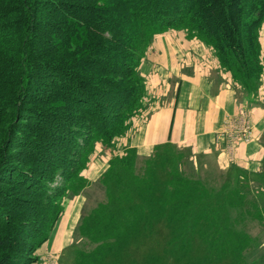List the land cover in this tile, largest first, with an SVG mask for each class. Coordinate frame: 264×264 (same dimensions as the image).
Listing matches in <instances>:
<instances>
[{
    "label": "trees",
    "instance_id": "obj_1",
    "mask_svg": "<svg viewBox=\"0 0 264 264\" xmlns=\"http://www.w3.org/2000/svg\"><path fill=\"white\" fill-rule=\"evenodd\" d=\"M263 25L264 0H0V264L39 260L64 198L90 184L82 172L96 144L112 146L144 111L146 89L136 69L153 36L187 29L255 95L264 72ZM172 146L156 145L142 160L133 147L112 158L99 179L104 198L79 224L89 246L72 264H126L121 253L135 239L152 243L153 251L146 262L131 264H251L246 256L255 239L228 222L224 230L211 207L241 203V192L230 189L215 204L204 202L212 188L193 166L185 171L189 155ZM158 163L171 164L169 184L157 176ZM189 200L198 209L194 221L219 230H176L174 213ZM256 209L264 223V204ZM161 221L170 230H157ZM199 239L210 255L188 262ZM220 245H230L233 262L215 258Z\"/></svg>",
    "mask_w": 264,
    "mask_h": 264
},
{
    "label": "crops",
    "instance_id": "obj_2",
    "mask_svg": "<svg viewBox=\"0 0 264 264\" xmlns=\"http://www.w3.org/2000/svg\"><path fill=\"white\" fill-rule=\"evenodd\" d=\"M161 37L167 40L158 45ZM140 70L151 87L149 100L132 118L130 141H119L122 153L133 147L148 156L156 145L170 142L181 146L197 165L212 164L224 172L257 171L264 164V89L255 95L247 92L221 65L212 46L171 30L158 35ZM241 107L250 113L255 138L228 154L216 135ZM104 152L103 160L109 159L108 149Z\"/></svg>",
    "mask_w": 264,
    "mask_h": 264
},
{
    "label": "rangeland",
    "instance_id": "obj_3",
    "mask_svg": "<svg viewBox=\"0 0 264 264\" xmlns=\"http://www.w3.org/2000/svg\"><path fill=\"white\" fill-rule=\"evenodd\" d=\"M48 8L43 9V13L46 14ZM176 31H184L187 33L188 36L194 37L190 34L187 29H170ZM168 31L158 33L153 36L151 43L147 47V49L143 52L140 56V62L136 69V78L143 83L146 91L144 96V102L149 100V82L147 78L141 73L140 68L142 67V63H144L145 58L147 56L148 51L151 49L152 46L155 45V42L158 38V35L164 34ZM184 34V33H181ZM260 40L264 47V25L260 29L259 32ZM167 39L161 37L159 39L158 45H161L162 42L166 41ZM201 40V39H200ZM52 42L54 44L59 43V38L52 36ZM204 42V41H203ZM48 42H43L42 47H44ZM263 64H264V51H263ZM264 72L262 74V82L260 87L264 89ZM41 85L46 84L42 82ZM39 82V83H40ZM263 85V86H262ZM35 90L38 91L39 84L35 83ZM259 87V89H260ZM34 90V91H35ZM249 117L251 119L250 113ZM252 122V120H251ZM131 127V126H130ZM130 141V128L127 132L115 139L111 145H104L103 143L98 142L96 144L95 150L91 154L90 161L86 167V169L82 172L85 178L90 182V184L84 188L79 194L76 193H68L67 196L64 198V211L57 221L54 230L52 231L49 239L38 249L37 255L39 256V260L33 264H72L74 261L75 254L78 250L83 248L84 246H89L88 242L83 239V237L79 233V224L82 220L83 215L88 212L89 207L95 205L100 199L104 198V189L99 181L100 174L102 175L111 164L112 158L114 156H122L121 145L119 141L122 142L125 140ZM217 140V138H216ZM224 141V146L222 151L226 153L225 139H220V141ZM170 143V142H168ZM174 146L173 149L177 152H180V147L174 143H171ZM98 148V149H97ZM102 148V150L100 149ZM109 151L110 156L108 155L109 159L103 160L102 157H106L104 150ZM156 151V149H154ZM153 150V152H154ZM124 151V150H123ZM138 151V150H137ZM152 152V153H153ZM96 154V157H92ZM139 154V153H138ZM140 155V154H139ZM152 155V154H150ZM148 155V156H150ZM154 155V153H153ZM147 155H140L139 159H143ZM143 157V158H141ZM185 162V171L189 170L191 166H193L194 170L198 173L199 179L201 181H205L209 184L212 188L211 194L209 197L204 198V202H209L215 204L221 198L225 197V193L228 192L230 189H238L241 194L243 195V201L241 203H235L233 201L226 202L225 204H217V207L211 205V207L215 208L212 211L215 216L217 215V220L219 221V226L225 228L227 230L226 224L227 222L230 224L231 229L234 228L238 231H245L251 239L254 238L256 244L253 248L248 250L246 259L251 264H264V223L262 220H259L258 216H256L259 209L257 207H261L264 204V164L260 166L257 171H244V170H228L224 172L223 170L213 169L214 166L210 164L208 167L205 164L199 161L198 165L197 162L194 161V158L189 155L186 156ZM104 164V165H102ZM145 164V163H140ZM156 164V163H155ZM107 165V166H105ZM138 165L139 169L136 171L137 175L143 176L140 172V166ZM157 176L160 177L162 180L167 181L169 184L170 181L174 179L169 172L171 169V164L166 163L165 168L161 167L160 164H157ZM88 170L92 173L88 174ZM193 170V172H194ZM164 171V172H163ZM91 179V180H90ZM18 195L26 196L25 191L18 188ZM138 198V197H137ZM139 201V200H138ZM206 205L203 204V206ZM171 207L169 204L164 213L167 214V209ZM202 207V206H201ZM197 208H194L192 203L189 200V205L187 208H183L176 211L174 213L175 222L174 227H177L178 230L180 227L181 230H219L214 229L212 227L206 226L204 220L197 219L194 221V214L197 212ZM151 216V213H150ZM146 221V220H144ZM144 221L142 223H144ZM151 221V218H150ZM155 221L158 222L159 219L155 217ZM163 222V221H161ZM183 224V225H182ZM144 230H150V226L143 225ZM157 230H170L164 222L163 224H159ZM171 230H174L171 228ZM208 245L205 242V239H199L198 241L194 242L189 251L186 260L189 261H205L208 259L210 255L207 253L208 248L205 245ZM153 244L148 242L145 243L139 239H135L132 243L121 253V260L126 264H131L134 260L140 261V263L146 262L148 257L152 254L153 251ZM221 251L219 256H215V258H219L222 263H230L234 261V256L232 253V248L230 245L223 246L220 245ZM214 258V259H215ZM149 260V259H148Z\"/></svg>",
    "mask_w": 264,
    "mask_h": 264
},
{
    "label": "built area",
    "instance_id": "obj_4",
    "mask_svg": "<svg viewBox=\"0 0 264 264\" xmlns=\"http://www.w3.org/2000/svg\"><path fill=\"white\" fill-rule=\"evenodd\" d=\"M217 137L225 139V149L228 154H233L240 143H249L253 140L254 127L248 110L241 107L235 115L229 117Z\"/></svg>",
    "mask_w": 264,
    "mask_h": 264
}]
</instances>
